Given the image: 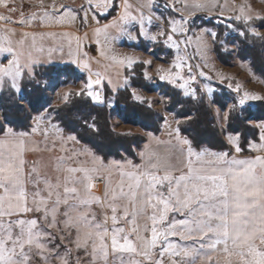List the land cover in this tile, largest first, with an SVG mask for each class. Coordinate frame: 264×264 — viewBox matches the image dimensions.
Wrapping results in <instances>:
<instances>
[{"label":"snow or ice","instance_id":"obj_1","mask_svg":"<svg viewBox=\"0 0 264 264\" xmlns=\"http://www.w3.org/2000/svg\"><path fill=\"white\" fill-rule=\"evenodd\" d=\"M121 3L123 10L116 0H85L79 9L54 3L50 7L21 5V18H17L11 0H0V10H4L0 25H12L13 35L17 27L32 29L21 32L16 45L28 43L26 55L38 57L21 63L15 47L0 50V64L7 65L0 68V94L5 85L13 94L23 92L25 77L35 79L36 68L45 66L43 58L48 57L53 65L51 57L56 55H67L69 64L90 73L74 94L64 92V102L75 95L103 104L106 92L118 91V86L111 88V76L105 80L99 71L93 72V61L79 37L75 55L71 41L65 52L68 33L43 31L38 13L25 14L26 8L42 7L52 15L72 11L85 26L90 12L96 25L97 51L105 57L122 37L137 41L147 36L153 44L162 43L171 60L167 72L157 65L159 81L182 90L185 97L202 99L197 89H186L181 83L185 69L195 83L193 57L187 53L191 40L198 37L190 34L188 21L170 15L167 29L146 32L154 18H161L153 12L157 0H147L143 6L134 2V7L129 0ZM164 6L175 10L172 0ZM145 9L152 15H146ZM192 16L198 19L195 13ZM109 17L112 23L100 24ZM129 18L134 24L123 27ZM256 19L264 21V16ZM203 31L213 40L218 35ZM250 32L261 37L256 28ZM195 52L198 54L197 48ZM112 59L131 74L124 77L126 86L135 78L137 64L144 65L143 79L152 80L150 59ZM223 79L230 81L229 77ZM227 86L239 98L223 111L222 119L217 110L216 126L223 136L218 149L201 146L183 134L187 129L181 123L188 125L194 119L187 113L182 121L175 120V128L158 114L170 129L168 141L160 142L166 151L146 152L149 145L145 143L138 152L139 162L105 161L97 150L81 148L77 152L74 145L83 141L74 134L61 147L47 133V126L62 131L56 112L43 106L41 112L51 115L41 116L30 130L17 132L11 126H0V264H264V120L249 125L258 130V139L253 134V139L245 141L249 155H244L243 133L236 128L228 131L233 114H242L247 102L264 101V91H241L239 83ZM131 94L134 101L145 103L136 88ZM147 103L150 109L152 102ZM45 120L46 127L39 129L37 125ZM146 135L155 137L151 132ZM107 168L114 169L115 175L102 173Z\"/></svg>","mask_w":264,"mask_h":264},{"label":"rangeland","instance_id":"obj_2","mask_svg":"<svg viewBox=\"0 0 264 264\" xmlns=\"http://www.w3.org/2000/svg\"><path fill=\"white\" fill-rule=\"evenodd\" d=\"M134 2L143 6L147 3V0H129V3L133 5V7ZM11 3L17 8V18H21L19 16L21 5H47L50 7L51 4L54 3L57 7L61 4H66L70 9H79L80 5L85 3V0H11ZM116 3L121 4V8L123 10L124 5L121 3V0H116ZM168 3L169 0H157V6L153 9V12L161 18H154V22L149 26V28L145 29V31L147 32L150 30L155 33L160 31L162 28L167 29V20L170 15L173 17L179 16L181 19L188 21L186 26L191 29L190 34H195V36L198 37V39L191 40V46L189 47L187 53L188 56L193 57L191 60V77L195 78V83L189 79L187 69L184 71L185 79L181 83L184 84L186 89H197V95H202L206 99L215 124L217 110L220 111L219 115L222 119L223 111L227 110L228 105L231 104L234 99L239 98L235 93L229 90L227 86L229 82H231L233 86L239 83L242 87L241 91L251 90L257 93L264 91V78L253 70L249 59H243L238 56V49L240 46H245L241 39H244L245 37V39H248L247 36L258 38L250 32V29L256 28L261 33L260 39H264V21L256 19L257 16H264V0H178V2H176V0H172L175 9L174 11L171 7L164 6ZM137 10L139 11V9ZM3 11L4 10H0V12ZM145 12L146 15H152V13L147 12V9H145ZM33 13H38V19L44 26L41 30L64 32L69 34V36L64 38L65 52L68 51L67 44L71 41L72 51L75 55L77 37H79V40L84 44V50L88 52L89 58L93 61L92 70H98L102 76H105V80L107 76H111V88H115L117 86L118 89L127 87L131 93L132 88H136L138 94L145 100L144 104L148 106L147 102H152L151 108L158 112L161 117L166 116L172 128L176 127L175 120H183V117H176L174 112L168 110L167 103L169 96L161 89L162 83L164 84L165 82L159 81L157 77V65H163V69L161 71L167 72L168 63L171 60L169 50L162 43L153 44L147 36L139 37L137 41H129L127 37H122L121 40H118L115 43L114 49L108 52L107 57H105L97 51L94 34L96 26H94L93 29L87 30L85 33L79 35V30L85 27V25L76 18V15L72 11H66L65 13L63 12L59 15H52L45 12L42 7L25 9L26 15H32ZM193 13H195L198 19H193ZM237 17H239V19H237ZM110 18L112 17H109V19ZM245 18H250L247 23H245ZM87 19L89 23L93 22L90 12L88 13ZM28 22L29 21L26 20L25 24L27 25ZM100 22H104V20H101ZM133 24L134 21L129 18L123 27L131 28ZM54 27L56 30H53ZM177 27H180V25H177ZM5 28L9 31L6 32ZM31 30L32 29H28L27 27H17L14 29L15 35H13L12 25H0V50L7 51L10 48L15 47L16 54L21 58V63L37 59L38 57L26 55L29 49L28 43H24L22 46L16 45V41L20 39V33ZM203 30H208L209 32L215 31L218 35L215 37V40H213L211 35L205 34ZM241 31H243L245 35L241 36ZM85 34H87V39H85ZM195 48L198 49L199 55L195 52ZM217 52L222 54L223 60L218 57ZM57 56H59V59ZM113 57L116 59H126L131 57L138 58L141 61L150 59L152 61L151 67L148 68V72L152 76V80L148 81L150 83V87L146 89L145 87L134 86L130 82L126 86L124 84V77L128 75V73H126L127 70L123 69L119 63H115L112 59ZM43 59L45 66L55 67L49 76L45 75L39 80V83L45 90V100L42 102V106L45 107V109L50 108L53 110L52 108L54 106L64 103L62 100L64 92L75 93L78 91L81 88V82L85 80L90 73L86 70L78 68L74 64H69L68 61L70 57L67 55H56L51 57V60L55 61V64L53 65H50L48 57H44ZM65 65H70L71 68H65ZM6 66V64H0V68ZM142 66L144 67L143 64ZM222 77H229L230 81L228 79L222 80ZM45 82L47 83L45 84ZM6 89H8L7 85L4 87V90ZM175 89L183 95L182 90H179L178 88ZM208 89H211L212 91L208 92ZM222 92L224 93V96L221 99V104L212 103L211 101L213 95L215 93ZM15 95L18 103L28 109V100L26 99L25 90H23V92L18 91ZM256 102L257 101L247 102L244 109H247V107L251 110L254 109ZM103 104L110 109L113 108V110L108 114V121L112 130L121 133L137 134L143 137V140L139 145H134L132 147L134 152L133 156L123 154L120 157H103L97 153L105 159V161L111 162L113 160L120 161L122 159H132L135 162H139L138 152L144 148L145 143H148L149 145V147L145 149L146 152H159L163 154L166 151L165 145L160 144V142L162 141L166 143L168 141V132L170 129L164 126L163 120L159 122L158 131L153 132L144 129L137 122L124 119V115L119 113L118 106H115L113 93L112 95L107 96V99ZM1 106L2 101L0 99V118ZM42 106L37 111L30 112L29 127L26 130H30V127L36 120L40 119L41 116L51 115V112H41ZM262 120L264 119H257L253 114H250L247 116L246 121L248 124H251L259 123ZM46 125L47 122L45 120L41 121L37 127L43 130ZM7 126L11 125L4 123V127ZM61 129L62 131H57L53 127L47 126V133L50 140L55 139L60 142V146L63 147V143H67V136L73 133L64 131L62 127ZM15 130H17V132L25 131L22 129ZM148 132L153 133L155 137H148L146 135ZM254 134L257 136L256 139H258V130L254 131ZM29 140L31 143L35 142L33 137H29ZM74 148L77 152L80 151L81 148L92 150L84 143L74 145ZM101 171L102 173L106 172L109 176L115 175V170L112 168L102 169ZM109 184L111 187V181Z\"/></svg>","mask_w":264,"mask_h":264},{"label":"trees","instance_id":"obj_3","mask_svg":"<svg viewBox=\"0 0 264 264\" xmlns=\"http://www.w3.org/2000/svg\"><path fill=\"white\" fill-rule=\"evenodd\" d=\"M245 38L241 39L245 46H240L238 56L249 59L253 70L264 78V42H262L264 39L250 36H247L248 39ZM217 54L223 60L222 54L219 52ZM68 67L71 68L70 65H65V68ZM142 67V64L136 65L134 69L135 78L130 83L148 89L150 83L143 79ZM54 69L53 66L37 67L35 79L25 78L24 90L29 110L20 105L16 95L8 89L0 94L2 101L0 126L8 123L15 129L26 130L29 127L30 112L37 111L45 100V90L39 80L45 75L49 76ZM128 75L131 74L128 73ZM161 89L169 96L167 108L174 112L176 117H183L185 113L194 117L188 125L181 123L180 127L187 129L183 133L201 146L218 149L223 142V137L215 124L206 99L202 95H200L202 99H190L166 83H162ZM105 95H112V93L106 92ZM223 96V92L215 93L212 101L221 104ZM113 97L115 106H118L119 113L124 115V119L137 122L146 130L158 131L159 122L161 121L160 114L158 115V112L152 108L149 109L147 105L134 101L127 87L118 89L113 93ZM52 109L56 112V118L64 131L78 135L84 144L88 145L93 151L97 150V153L103 157H120L123 154L133 156L132 147L139 145L143 140V137L137 134L126 135L112 130L108 121V114L113 108L110 109L104 104L94 103L85 97L73 95L67 102L54 106ZM250 114H253L257 119H264V101H257L252 110L247 107L242 114L234 113L229 122L231 127L228 128L230 132L232 128H236L238 132L243 133L242 143L245 153L249 152L245 141L253 139L254 131H256L251 129L250 124L246 121L247 116ZM93 123L95 127H92ZM255 137L257 136L255 135Z\"/></svg>","mask_w":264,"mask_h":264},{"label":"crops","instance_id":"obj_4","mask_svg":"<svg viewBox=\"0 0 264 264\" xmlns=\"http://www.w3.org/2000/svg\"><path fill=\"white\" fill-rule=\"evenodd\" d=\"M66 12V11H65ZM64 12V13H65ZM113 21V18H110V19H108V21H104V22H100V24L101 25H103V24H105V23H111ZM89 23V22H88ZM94 26H96L95 25V23L94 22H90L89 24H87V26H85V27H83L81 30H79V35H81V34H83V33H85L87 30H90V29H93L94 28ZM50 28H52V27H50ZM53 30H56L55 29V27H54V29ZM67 30V29H66ZM58 57V59H59V56H57ZM61 63H67V62H61ZM94 72H97L98 70H93ZM107 79V78H106ZM116 88V87H115ZM244 155H249V152L248 153H244ZM233 259V261H235V257H233L232 258Z\"/></svg>","mask_w":264,"mask_h":264}]
</instances>
